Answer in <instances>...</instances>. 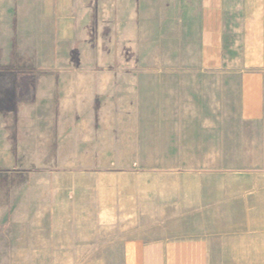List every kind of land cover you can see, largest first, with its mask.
Wrapping results in <instances>:
<instances>
[{
	"label": "crops",
	"instance_id": "crops-1",
	"mask_svg": "<svg viewBox=\"0 0 264 264\" xmlns=\"http://www.w3.org/2000/svg\"><path fill=\"white\" fill-rule=\"evenodd\" d=\"M64 3L56 0L50 28L38 23L40 9L28 21L22 0H0V62L103 60L93 48L102 45L92 25L100 15ZM174 8L159 12L161 44L173 39L177 55L190 54L183 60L204 63L221 81L222 105H160L173 142L144 149L175 160L90 164L79 171L85 183L64 188L62 221L77 216L105 230L101 253L120 255V264H264V0H174ZM71 46L74 57L64 55ZM55 109L46 105L44 120L40 105H0V159L73 140L69 119L55 129ZM28 110L36 117L25 118ZM92 122L79 118V131Z\"/></svg>",
	"mask_w": 264,
	"mask_h": 264
},
{
	"label": "rangeland",
	"instance_id": "rangeland-1",
	"mask_svg": "<svg viewBox=\"0 0 264 264\" xmlns=\"http://www.w3.org/2000/svg\"><path fill=\"white\" fill-rule=\"evenodd\" d=\"M71 1L80 3L70 4L72 10L100 15L92 25L102 45L93 48L103 60L0 62V105H40V117H46V105H55L56 124L69 119L74 130L70 142L31 143L48 149L32 151L31 157L0 159V264H120V255L101 253L108 242L102 238L105 230L96 231L94 222L78 221L77 216L62 221L64 188L85 183L79 171L90 170V164L175 160L153 158L154 153L144 149L161 137L173 142L175 126L166 124L168 111L160 105L223 102L221 81L204 63L183 60L190 54L177 55L173 39L161 44L159 12L174 11V0ZM22 4L28 21L40 9V25H57L52 14L56 0ZM46 10L47 15L41 13ZM149 27L147 46L143 34ZM71 48L64 55L69 56ZM230 97L228 105H234ZM60 105L76 106L67 110ZM34 113L28 110L24 117L34 118ZM79 118L93 121L84 133ZM93 153L99 157H83Z\"/></svg>",
	"mask_w": 264,
	"mask_h": 264
}]
</instances>
